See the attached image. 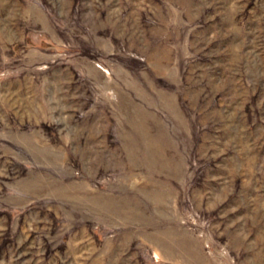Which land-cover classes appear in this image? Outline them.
Masks as SVG:
<instances>
[{
	"label": "rangeland",
	"instance_id": "374dc122",
	"mask_svg": "<svg viewBox=\"0 0 264 264\" xmlns=\"http://www.w3.org/2000/svg\"><path fill=\"white\" fill-rule=\"evenodd\" d=\"M0 264H264V0H0Z\"/></svg>",
	"mask_w": 264,
	"mask_h": 264
}]
</instances>
